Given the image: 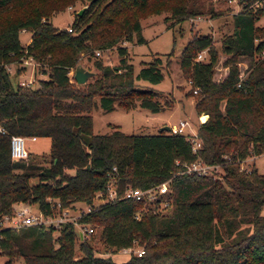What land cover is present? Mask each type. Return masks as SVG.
Returning a JSON list of instances; mask_svg holds the SVG:
<instances>
[{"label": "trees", "instance_id": "1", "mask_svg": "<svg viewBox=\"0 0 264 264\" xmlns=\"http://www.w3.org/2000/svg\"><path fill=\"white\" fill-rule=\"evenodd\" d=\"M86 6L68 27L49 19L74 3ZM207 0H0V218L13 204L35 205L53 216L80 202L88 210L76 218L80 226L99 227V242L111 249L138 244L120 263L95 255L72 222L0 226L3 264H264V173L238 163L264 152V14L262 0H236L231 31L219 48L209 35L192 34L177 65L196 92L194 112L206 114L196 125L199 145L191 151L183 133H124L116 126L92 133L89 112L147 109L171 104L142 89L136 81L162 80L155 57L134 74L121 41L144 43L140 19L166 13L164 22L179 24L212 13ZM20 32L30 34L22 46ZM180 33V32H179ZM116 46L117 63L105 65L94 51ZM205 56L196 59L198 53ZM225 71L213 79L214 65ZM93 58V75L82 85L70 81L81 59ZM248 70L240 77L237 60ZM30 59L34 84L12 85L7 66ZM21 68H24L22 65ZM18 68L20 70L21 68ZM43 76V78H38ZM12 135L47 137V157L27 153L9 156ZM196 159L216 164L219 174L182 172L180 163ZM30 178H35L31 182ZM166 184L165 194L139 200L123 197L127 187L145 190ZM111 192L112 198H105ZM95 197L101 201L93 203ZM58 202V207L55 203ZM160 204L163 206L160 207ZM53 205V206H51ZM53 231L56 234L53 235ZM77 242L79 255L74 254Z\"/></svg>", "mask_w": 264, "mask_h": 264}, {"label": "rangeland", "instance_id": "2", "mask_svg": "<svg viewBox=\"0 0 264 264\" xmlns=\"http://www.w3.org/2000/svg\"><path fill=\"white\" fill-rule=\"evenodd\" d=\"M206 7H210L212 13L198 15L190 17L186 21L173 24L171 20L164 22L166 13L150 14L140 19L141 36L144 39V43L136 44L133 41L125 42L121 41L118 45L124 47L127 52L128 63L132 66L134 74L139 70L141 66L151 62L155 57L160 59V70L162 73V80L157 84H150L145 81H136L135 85L142 89H151L156 91L159 95V102H167L171 104L170 107H166L159 112L152 113L147 109H120L115 107L110 111H102L97 106V100H95L96 107L91 109L89 114L92 119V133H105L108 132L112 126H116L120 131L124 133H155L161 126H170L176 124L179 120H186L188 125L185 127L186 136H190L189 132L193 131L196 134V125L201 122L200 119L206 114L196 115L194 112L193 104L196 95H194L190 89L189 82L186 80L180 72L177 61L179 53L186 42V40L192 34L209 35L213 40V45L216 49L219 48L220 40L231 31V17L235 14L239 7L236 4V0H207ZM81 8V5L76 2L73 5L67 6L64 11L53 15L49 21L57 29L66 28L71 23L74 14ZM257 27L264 28V14L255 22ZM180 32V33H179ZM30 38V34L27 32H20L18 34L19 42L22 46L27 45L26 41ZM97 57L105 65L113 66L117 63L118 55L116 53V46L99 51ZM95 52V51H94ZM202 58L205 56L204 52H201ZM263 57L264 54L261 53ZM221 56H218L217 63L214 65L213 79L216 80L225 69L219 66ZM93 58H90L88 62L81 59L82 67L93 73L91 62ZM24 68H21L20 66ZM12 63L7 66V72L9 80L12 85L16 84H34L33 73L35 64L29 60L24 59L22 64ZM237 69L240 77H244L248 70V61L245 58H239L237 60ZM21 68L17 71L18 68ZM72 72H69V77H72ZM43 78V76H38ZM73 81L72 79L70 80ZM24 145L26 150L35 156H41L46 158L48 152L49 140L47 137H37L36 140H31L30 137L24 138ZM254 166L256 171L264 173V152L249 156L238 163L239 169H249ZM221 172V169L217 171V174ZM215 174V175H217ZM31 182H35V178H30ZM167 192V186L163 189H156L155 194H165ZM101 201L99 197H95L94 204ZM19 203H15L13 207H21ZM163 206L160 204V207ZM28 213H37L35 205H25ZM86 206L80 202H76L74 207H63L59 212H56L52 216V222H55L59 215L65 210L64 216L76 220L78 212L85 209ZM65 217V218H66ZM62 223H59V225ZM59 225H52L58 227ZM77 226L79 224L76 223ZM75 226V225H74ZM76 226V230H77ZM93 232L85 236V241L92 247L95 255L108 258L115 263L124 262L129 258L130 253H134L140 249L141 246L134 244L131 248L126 249H111L103 246L99 242V227L94 226ZM53 235L56 231H53ZM74 254L77 256L80 254L77 248V242L74 245ZM4 256L0 255V264L4 262ZM12 264H21V259L16 258Z\"/></svg>", "mask_w": 264, "mask_h": 264}, {"label": "built area", "instance_id": "3", "mask_svg": "<svg viewBox=\"0 0 264 264\" xmlns=\"http://www.w3.org/2000/svg\"><path fill=\"white\" fill-rule=\"evenodd\" d=\"M262 4H264V0H262ZM66 30H67V32H70L69 28H66ZM98 54H99L98 51L94 52L95 56H98ZM262 54H264V51L262 52ZM201 58H202L201 53H198L196 56V59L199 60ZM192 92L195 93L196 91L193 90ZM187 125H188V123L186 122V120H179L176 124H172V125L168 126V130L171 133H183L186 136V132L184 129ZM0 131H1V129H0ZM189 134H190V136L189 137L186 136V139L190 142L191 151L195 152L196 148L199 145V139L197 138L196 134L193 131H190ZM24 138L25 137H23L21 135L10 136V139H9V156L12 159H20V158H25L27 156L28 151L26 150L25 145H24ZM33 138L34 137H31V139H33ZM180 165L182 167V170H181L182 172L195 173L197 175H213V176H215V174H217V171L219 170L218 165L207 164V163L202 162L199 159H196V160L188 162V163L182 162V163H180ZM164 186H166V184H162L158 187L148 188L145 190H141L139 188H134V187H127L123 192V197L139 200L140 198L145 196L146 199H153L156 189H163ZM112 197H113L112 193L108 192L106 194L105 198H112ZM51 206H53V205H51ZM55 206L58 207V202L55 203ZM87 210H88V207L80 210L76 217H79V215L82 212H85ZM65 213H66V211L64 210L62 212L63 216L59 215V217L56 219V221L52 222V220H51L52 216L44 215L38 210H37V213H35V214L28 213L26 211L25 204H22L21 207H18V208L13 207L9 214L3 215L0 218V226L18 229L20 227L28 226V225H44V226L54 225V224L59 225V223H63V222H72V223H74L75 226H77L76 221L64 216ZM77 231L80 232V236H82V234L91 233L92 228L91 227H84V226L82 227L79 225V226H77ZM123 249H126V248H123ZM134 253L137 255H140L142 253V248L136 250Z\"/></svg>", "mask_w": 264, "mask_h": 264}, {"label": "water", "instance_id": "4", "mask_svg": "<svg viewBox=\"0 0 264 264\" xmlns=\"http://www.w3.org/2000/svg\"><path fill=\"white\" fill-rule=\"evenodd\" d=\"M86 6H82L78 11H76V15H80ZM93 75L92 72L85 70L80 64L76 65L72 72V80L76 85H82L86 82L87 79H89ZM160 129L168 130V126L163 125L160 127ZM79 237L80 236V232Z\"/></svg>", "mask_w": 264, "mask_h": 264}, {"label": "crops", "instance_id": "5", "mask_svg": "<svg viewBox=\"0 0 264 264\" xmlns=\"http://www.w3.org/2000/svg\"><path fill=\"white\" fill-rule=\"evenodd\" d=\"M26 43L28 44L29 43V39L26 41ZM31 138V137H30ZM37 139V137H35V138H33V139H31V140H36ZM19 204H21V203H19ZM14 205V204H13ZM22 205V204H21Z\"/></svg>", "mask_w": 264, "mask_h": 264}, {"label": "bare ground", "instance_id": "6", "mask_svg": "<svg viewBox=\"0 0 264 264\" xmlns=\"http://www.w3.org/2000/svg\"><path fill=\"white\" fill-rule=\"evenodd\" d=\"M200 119H201V120H205V119H204V116H202Z\"/></svg>", "mask_w": 264, "mask_h": 264}]
</instances>
